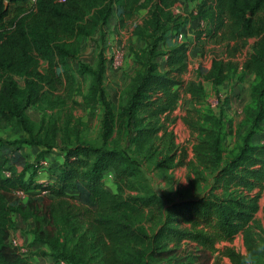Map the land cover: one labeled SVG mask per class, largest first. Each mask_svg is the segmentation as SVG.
Wrapping results in <instances>:
<instances>
[{"label":"trees","instance_id":"trees-1","mask_svg":"<svg viewBox=\"0 0 264 264\" xmlns=\"http://www.w3.org/2000/svg\"><path fill=\"white\" fill-rule=\"evenodd\" d=\"M5 1L0 0V121L15 119L27 137L15 142L0 139V264H39L36 255H51L55 263L91 264L87 261L91 247L97 251L99 264H164L165 259L166 264H173L185 239L211 251L217 242L232 241L239 233L244 235L248 253L255 259L263 255L251 223L260 209L264 189V142H253L264 122V0H189L197 2L195 19L201 26L198 37L225 46L229 57L228 61L214 57L208 71L207 78L217 96L219 85L229 78L228 73H233L234 57L254 39L239 77L254 75L243 110L245 133L227 159L224 115L205 103L202 85H185L183 79L190 43L178 40L187 22L171 10L179 0H37L33 8L19 4L12 16L11 1L7 5ZM147 7V29L138 26L136 31L146 47L137 55L140 69L123 115L133 122L139 134L134 137L137 146H143L161 129L158 121L170 118L176 110L184 87L193 102L184 120L196 134L195 159L213 173L215 181L205 195L167 208L161 197L142 182L137 159L125 149L108 147L114 132V114L103 86V54L97 68L80 64V71L93 77L90 93L84 96L85 105L104 106L101 146L78 143L65 148L62 162L54 163L58 159L55 158L52 165L45 166L42 161L56 150L55 144L34 134L26 114L29 106L51 99L63 87L70 92L75 85L70 59L78 58L83 40L106 25L115 9L120 10L123 19L124 15L132 16L134 11ZM167 40L171 45L162 49ZM159 57L164 58L162 69L157 63ZM17 76L24 79L23 87L18 85ZM13 146L16 151L36 146L40 153L31 163L25 160L24 167L17 171L13 169L16 165L11 163L12 156L5 152ZM109 167L116 169L121 191L132 184L141 186L143 195L124 197L121 191L105 190L101 176ZM80 190V199L91 207L86 209V218L74 221L85 212L70 201L76 196L69 191ZM20 191L29 197L28 204L20 208L9 205L12 195ZM40 194L42 198L36 196ZM137 208L152 210L155 219L151 229L132 221L129 210ZM14 211L35 219L30 245L33 248L40 244L35 254L22 252L11 241ZM189 223L191 227L185 226ZM77 230L76 249H70L68 236ZM44 244L50 254L39 249ZM223 252L233 264H241L245 256L229 246Z\"/></svg>","mask_w":264,"mask_h":264},{"label":"rangeland","instance_id":"rangeland-1","mask_svg":"<svg viewBox=\"0 0 264 264\" xmlns=\"http://www.w3.org/2000/svg\"><path fill=\"white\" fill-rule=\"evenodd\" d=\"M7 1H11L9 4L11 16L16 7L24 2V0ZM171 10L175 15H180L183 20L187 21L183 26V31L187 34L186 40L190 43V50L187 59V70L183 76L185 85H202L206 93L205 103L210 104L218 113L221 112L227 121V138L224 143V157L227 159L237 149V145L245 133L243 110L249 101L250 87L254 75L247 73L242 76V79L239 77L241 76L243 62L252 50L254 39H250L242 51L234 57L233 61L235 63L232 65L234 74L232 71L228 73L229 78L219 85V96H217V91L207 75L214 57L228 61L229 57L226 56L225 46L208 41L204 36L202 38L198 37L201 26L195 19L197 14L196 1L179 0L176 5L171 7ZM149 16V7L134 11L132 16L124 15L123 19H121L120 10L115 9L113 17L106 25L100 27L92 37L83 40L78 58L70 59L75 75V85L70 89V92L67 91L68 89L64 90L63 87L55 92L51 99L49 98L41 104L29 106L26 109V114L34 134L43 139H50L55 144L56 150L47 159L50 165L53 164L52 161L55 158L58 159L54 163L59 164L62 162L66 155L65 148H70L78 143L101 146L103 144L101 121L104 106L101 103H97L93 108L85 105L84 96L90 93L93 77L90 74L82 73L80 64L84 62L93 68H97L100 54H103L106 58L103 86L106 89L107 98L114 114V132L110 137L108 147L125 149L133 158L137 159L143 174L142 182L161 197L165 208H167L173 203L197 199L205 195L211 190L215 181L213 173L200 165L195 159L193 145L196 134L192 132L184 120L188 109L193 107V102L191 95L185 91L184 87L181 88V99L176 110L172 112L170 118H161L158 121L161 129L143 146H137L135 138L139 134L134 130L133 122H128L123 115V108L127 103L128 95L140 69L137 55L146 47V42L136 31L138 26L147 29L145 21ZM170 45V40H167L161 47L165 49ZM118 53L121 54V60L118 65H114L112 58L114 54ZM163 59L162 57L157 59L160 69L163 68ZM45 67L46 64L43 63L42 69H45ZM200 70H202V74ZM16 80L19 86H24L22 77L17 76ZM262 129L254 137V143L264 142V122L262 123ZM26 137V131L18 125L15 119L12 122L4 119L0 121V139L3 141L15 142L26 139ZM15 147L5 149V152L10 153V156H12L11 163H15L16 167L13 169L17 171L24 167L25 160L31 163L40 153L36 146H25L22 151L14 150ZM137 187L130 184L121 191L119 182H117L115 192L121 191L124 197L143 195L144 192L141 186ZM218 191L221 192L222 189ZM69 193L76 196L75 199H70V201L75 203L77 207H81L85 212V215H78L73 220L80 221L86 218L88 215L86 209L91 206H87L84 203L85 200L80 199L81 190L69 191ZM36 196L43 197L42 194ZM28 202L29 197L21 193H15L12 195L9 205L20 208L25 207ZM259 204L260 209L256 213L251 226L259 238L263 253L259 256L260 258L255 259V264H264V189L261 191ZM129 214L135 224L148 229L152 228L155 219L152 210L130 209ZM12 221L11 241H14L16 247H19L22 252L31 251L35 254L39 251L30 247L34 239L32 228L36 225L35 219L23 216L21 211H14ZM185 226L191 227V224ZM51 227L53 228V226ZM73 233L68 236V240L70 241V249L75 250L79 240V232L77 230ZM44 245L39 249L50 254L48 246ZM226 246L233 248L240 254L247 255L248 253L243 233L237 234L232 241L217 242L215 249H211V251H206L195 241L185 239L181 242L172 263L233 264L231 259L223 252ZM93 249L95 248L91 247L90 259L86 260L90 261L91 264H99L97 251ZM76 251L78 252V250ZM40 257L45 256L36 255V259ZM45 262L44 264H47ZM51 262L50 264H57L55 261ZM166 263H168V259H165L164 264Z\"/></svg>","mask_w":264,"mask_h":264},{"label":"clouds","instance_id":"clouds-1","mask_svg":"<svg viewBox=\"0 0 264 264\" xmlns=\"http://www.w3.org/2000/svg\"><path fill=\"white\" fill-rule=\"evenodd\" d=\"M101 184L107 191L115 192L117 189V171L114 167L104 170L101 176ZM241 264H255L254 255L250 252L242 258Z\"/></svg>","mask_w":264,"mask_h":264},{"label":"built area","instance_id":"built-area-1","mask_svg":"<svg viewBox=\"0 0 264 264\" xmlns=\"http://www.w3.org/2000/svg\"><path fill=\"white\" fill-rule=\"evenodd\" d=\"M56 1L64 2V1H66V0H56ZM36 2H37V0H24V2H23L22 4H23L25 7L29 6L30 8H33V7L35 6ZM29 7H28V8H29ZM186 38H187V34L182 30V31L179 33V35H178V40L181 41V42H183V41H187ZM120 57H121V54H120V53H118V54H116V55H115V54L113 55L112 62H113L114 65H118V64L120 63V60H121ZM42 163H43V165H47V164H48V161H47V160H43ZM18 193H19V194L21 193V194L25 195L22 191H20V192H18ZM12 243H13L15 246H17V245L14 243V241H12ZM57 264H66V262H65V261H60V262H58Z\"/></svg>","mask_w":264,"mask_h":264},{"label":"crops","instance_id":"crops-1","mask_svg":"<svg viewBox=\"0 0 264 264\" xmlns=\"http://www.w3.org/2000/svg\"><path fill=\"white\" fill-rule=\"evenodd\" d=\"M38 248V246L35 244L34 245V247H33V250H36ZM44 260V261H43ZM47 260H50V261H52V262H54L55 261V259H54V257L53 256H45V257H40V258H37V261L40 263V264H44V262L45 261H47ZM50 261H47V262H45V263H47V264H50ZM51 262V263H52Z\"/></svg>","mask_w":264,"mask_h":264},{"label":"water","instance_id":"water-1","mask_svg":"<svg viewBox=\"0 0 264 264\" xmlns=\"http://www.w3.org/2000/svg\"><path fill=\"white\" fill-rule=\"evenodd\" d=\"M5 3H6V5L8 4V2H7V1H5Z\"/></svg>","mask_w":264,"mask_h":264}]
</instances>
